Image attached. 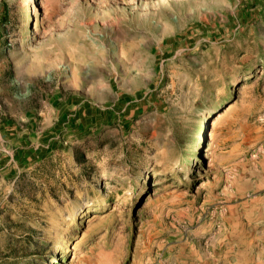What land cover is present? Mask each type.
I'll list each match as a JSON object with an SVG mask.
<instances>
[{"label": "rangeland", "instance_id": "obj_1", "mask_svg": "<svg viewBox=\"0 0 264 264\" xmlns=\"http://www.w3.org/2000/svg\"><path fill=\"white\" fill-rule=\"evenodd\" d=\"M0 264H264V0H0Z\"/></svg>", "mask_w": 264, "mask_h": 264}, {"label": "bare ground", "instance_id": "obj_2", "mask_svg": "<svg viewBox=\"0 0 264 264\" xmlns=\"http://www.w3.org/2000/svg\"><path fill=\"white\" fill-rule=\"evenodd\" d=\"M215 127H216V121L213 120V121L211 122V128L214 129Z\"/></svg>", "mask_w": 264, "mask_h": 264}]
</instances>
